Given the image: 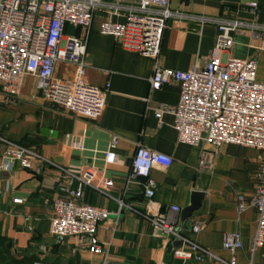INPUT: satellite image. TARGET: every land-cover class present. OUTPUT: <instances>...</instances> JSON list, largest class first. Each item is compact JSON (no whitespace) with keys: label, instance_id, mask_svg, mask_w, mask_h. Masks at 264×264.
I'll return each mask as SVG.
<instances>
[{"label":"crops","instance_id":"1","mask_svg":"<svg viewBox=\"0 0 264 264\" xmlns=\"http://www.w3.org/2000/svg\"><path fill=\"white\" fill-rule=\"evenodd\" d=\"M251 1L258 2L261 9L256 20L248 9ZM109 4L95 13L86 43L85 79L106 90L105 109L97 120L47 103L38 79L30 75L24 78L15 101L0 104V165L4 140L38 154L32 169L19 162L11 170L0 169V264L40 260L47 264H102L105 256L113 264H215L209 259L176 258V241L154 237L153 227L144 217L165 213L174 205L184 209L196 191L205 194L201 207L187 222L180 218L178 231L225 259L231 258L223 249L225 236L239 233L243 247L236 252V264H264V248L253 245L259 213L251 203L264 165L263 152L227 143L213 155L212 170H200L204 146L180 142L174 114L157 117L161 106H178L180 86L168 84L153 90L150 85L156 65L181 71L204 66L217 40L216 24L209 20L218 19L249 25L233 35L227 54L240 59L256 57L257 79L264 82V39L251 31L255 22L264 26V0H171L172 15L157 59L127 50L114 36L101 33L105 21L123 23L136 8L130 0L123 3L121 14L113 15ZM65 32L86 34L70 25ZM74 71V65L61 63L56 76L72 79ZM113 137H118L119 143L112 150L115 161L109 162L106 153ZM139 146L166 153L174 160L169 168L155 166L151 170L150 178L156 184L151 199L138 181L127 184ZM88 167L98 173L94 186L84 187L85 201L111 213L99 223L96 234L107 255L91 252L77 237L59 238L50 232L53 199L66 194L63 188L78 187L66 171L78 174ZM241 197L247 204L244 210L239 209ZM195 221L204 225L199 232L193 230Z\"/></svg>","mask_w":264,"mask_h":264},{"label":"built area","instance_id":"2","mask_svg":"<svg viewBox=\"0 0 264 264\" xmlns=\"http://www.w3.org/2000/svg\"><path fill=\"white\" fill-rule=\"evenodd\" d=\"M130 0H0V104L8 105L20 94L23 80L30 75L38 79V87L47 103L59 106L77 116L97 120L105 109L106 90L89 84L86 79V43L94 15L110 7V14L119 15L123 3ZM136 8L123 23L105 21L101 33L114 36L122 46L138 54L157 59L167 20L171 17V0H131ZM248 9L255 20L261 12L259 3L251 1ZM206 20H202L205 23ZM216 24L215 51L204 65H195L188 71L156 65L150 78L153 90L168 84L181 88L177 107L161 106L157 117L164 113L175 116V128L182 143L204 146L200 170H212L213 155L224 144L232 143L256 148L264 154V82L257 79V58L240 59L227 54L233 46V35L249 26L239 20H209ZM81 28L83 36L67 35L66 26ZM251 26V25H250ZM251 31L264 39V26L254 23ZM61 63L75 66L72 79L56 76ZM0 169L11 170L16 162L32 169L38 157L34 151L4 140ZM119 143L113 137L106 153L109 162L115 161L112 152ZM173 158L163 152L139 146L134 155L128 186L137 181L145 195L153 198L155 182L150 178L155 166L169 168ZM66 171V170H64ZM78 182L76 189L63 188L65 195L53 199L54 213L50 232L53 236L77 237L91 252L104 254L96 234L99 223L111 213L103 207L85 201V186H94L97 170L88 167L76 174L66 171ZM144 179V182H141ZM252 205L259 213L253 238L254 248H264V165L259 174ZM124 207L121 202V209ZM247 204L239 199V209ZM182 208L171 206L165 213L144 214L153 227V236L167 242L180 241L174 256L181 260L209 259L215 264H236V252L243 247L239 233L225 236L223 249L231 258H221L178 231ZM204 225L195 221L193 230ZM32 264H47L43 260ZM102 264H113L105 256Z\"/></svg>","mask_w":264,"mask_h":264},{"label":"water","instance_id":"3","mask_svg":"<svg viewBox=\"0 0 264 264\" xmlns=\"http://www.w3.org/2000/svg\"><path fill=\"white\" fill-rule=\"evenodd\" d=\"M204 196L205 194L202 191H196L193 193L190 205L182 209L181 220L183 222H187L191 218L193 213L200 209ZM174 245L179 247L181 245V242L176 241Z\"/></svg>","mask_w":264,"mask_h":264}]
</instances>
